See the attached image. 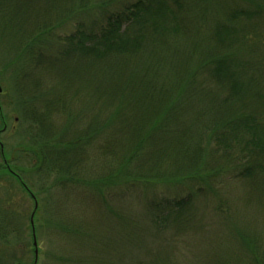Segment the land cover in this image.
Wrapping results in <instances>:
<instances>
[{
    "label": "trees",
    "instance_id": "trees-1",
    "mask_svg": "<svg viewBox=\"0 0 264 264\" xmlns=\"http://www.w3.org/2000/svg\"><path fill=\"white\" fill-rule=\"evenodd\" d=\"M0 31L58 79L19 96L35 134L0 178L33 209L0 199L1 241L27 225L68 234L44 256L73 264H264V0H0Z\"/></svg>",
    "mask_w": 264,
    "mask_h": 264
},
{
    "label": "rangeland",
    "instance_id": "rangeland-1",
    "mask_svg": "<svg viewBox=\"0 0 264 264\" xmlns=\"http://www.w3.org/2000/svg\"><path fill=\"white\" fill-rule=\"evenodd\" d=\"M35 10L29 12L30 24L39 23L42 16L40 3H35ZM40 9V10H38ZM36 10H38L37 15H35ZM19 40H13L10 38L7 32L0 31V104H1V114L4 115L6 119V129L0 133V139L4 146L5 152L8 154L10 161L13 158H19V145L24 142H28L32 135H34V127L32 124H28V121H19V105L20 97H28V104L32 107L37 104L42 103L40 96L46 91L52 89L55 86L54 91L58 87L57 80L53 77V73L42 65V61L33 60L30 65L21 58V61L17 62L16 48H19ZM15 46V48H13ZM20 57L18 58V60ZM39 96V97H38ZM38 97V98H37ZM37 98V99H36ZM32 99H36L32 102ZM35 117V118H34ZM36 120L37 117L31 115L30 117ZM16 119V120H15ZM72 121V119H71ZM61 125L56 128L60 129ZM2 129V123L0 120V130ZM58 129V130H59ZM28 138H27V136ZM21 154V153H20ZM2 160L0 158V166L2 167ZM16 170V167H12ZM32 180L29 182H41L40 175H34ZM39 180V181H37ZM10 181L7 178H0V199H6L13 204V208L19 214L26 216L33 209V203L28 199V195L22 192L19 188H11L9 185ZM248 220H253V217L248 215ZM26 224V223H25ZM24 225V224H23ZM253 225V224H250ZM23 231H25L21 241L3 242L0 240V257L3 258V262H15L22 260L27 264H31L34 259L33 246L31 241L30 230L27 225H24ZM224 237V236H221ZM25 238V239H24ZM228 242L229 239H228ZM37 243V264H73L62 259H46L44 253L54 252L56 249L66 251L75 245V240H72L68 234L61 235L54 234L53 232L49 234L46 239H41L38 237L36 239ZM70 249V250H71ZM84 249V248H83ZM3 253V254H2ZM83 264V263H81Z\"/></svg>",
    "mask_w": 264,
    "mask_h": 264
},
{
    "label": "flooded vegetation",
    "instance_id": "flooded-vegetation-1",
    "mask_svg": "<svg viewBox=\"0 0 264 264\" xmlns=\"http://www.w3.org/2000/svg\"><path fill=\"white\" fill-rule=\"evenodd\" d=\"M0 94H1V91H0ZM0 120H1V123H2V129L0 130V133L2 132V131H4L5 129H6V119H5V117H4V115L3 114H1V104H0ZM16 120V119H15ZM3 151V144H2V141H1V139H0V153ZM4 162V161H3ZM6 164V163H5ZM6 167H7V169L9 170V172L13 175V176H17V173L16 172H12V171H10V167L9 166H7L6 165ZM16 179H18L19 181H20V179H19V177H15ZM16 263H20V264H27V263H25L24 261H22V260H18V261H15V262H2V263H0V264H16ZM34 263V259H33V262L31 263V264H33ZM34 264H37L36 262L34 263Z\"/></svg>",
    "mask_w": 264,
    "mask_h": 264
},
{
    "label": "water",
    "instance_id": "water-1",
    "mask_svg": "<svg viewBox=\"0 0 264 264\" xmlns=\"http://www.w3.org/2000/svg\"><path fill=\"white\" fill-rule=\"evenodd\" d=\"M1 91V89H0ZM31 225L33 224V220H32V216H31ZM33 246H34V255H35V261H36V258H37V243H36V239H35V236H33ZM16 264H20V263H16Z\"/></svg>",
    "mask_w": 264,
    "mask_h": 264
}]
</instances>
